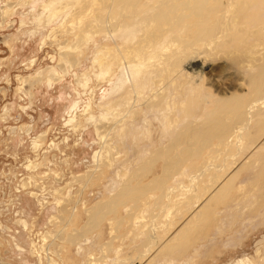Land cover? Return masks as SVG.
<instances>
[{
    "label": "rangeland",
    "instance_id": "1",
    "mask_svg": "<svg viewBox=\"0 0 264 264\" xmlns=\"http://www.w3.org/2000/svg\"><path fill=\"white\" fill-rule=\"evenodd\" d=\"M223 1L217 37L187 67L188 45L131 43L134 27L105 22L100 0H0V264H264V175L252 180L264 107L232 159L215 139L189 168L168 174L158 157L177 160L175 141L225 89L248 98L263 65L264 0L239 13ZM206 163L220 164L217 183L243 167L229 190L207 175L189 198Z\"/></svg>",
    "mask_w": 264,
    "mask_h": 264
},
{
    "label": "bare ground",
    "instance_id": "2",
    "mask_svg": "<svg viewBox=\"0 0 264 264\" xmlns=\"http://www.w3.org/2000/svg\"><path fill=\"white\" fill-rule=\"evenodd\" d=\"M234 1L235 3L230 1L234 4V13L242 12L245 5L249 4L250 2V0ZM223 2V0H100L99 4L104 12L103 20L105 22L112 23L113 21H117V25L120 27L124 28L128 25H132L134 27V33L132 34V38L130 40L131 43L136 42L139 45H144L146 49H151L158 45L163 46L168 42H181L183 47L188 45L187 52L189 55L187 56L185 62L187 67H193L197 64L196 62L199 58V48H197V46L204 40L207 43L210 40H214V38L217 37V32L221 29L222 14L225 15L224 13L228 12L227 9L224 7L222 8ZM102 10H100L98 13L95 9L93 14L95 16V21L102 19L100 17ZM137 32H140L138 37ZM176 33L185 34L186 37H177L175 36ZM122 38L124 37L122 36ZM165 41L168 42L166 43ZM196 44L198 45L195 46ZM262 64L263 65L260 66L261 68L258 71V74L250 76L248 80V86L250 89V95L248 98L246 96L243 98V95L245 94L242 95L241 93L240 95V93L237 94V92L234 95L233 92L230 93L227 91V89H225L221 92V95L214 98L213 106L204 113L203 117L198 121V123H196L194 126H190L188 131L175 141V146L173 145L171 150H173V152L175 150L176 154L179 155L178 158H181L182 160L177 158V160L172 161L170 150L167 151L163 156H158L162 158L164 157V160L166 161L165 170L168 174L172 173V169L176 171L186 159L199 156L201 154L200 152H202L204 148L210 147L214 139L217 141V146L220 145L223 148L221 147V150H212V152L217 151L220 153V151H224L223 155L232 159L233 155L230 153V148L228 147L229 144L232 143V140H235L233 144L236 146V152H240L242 150L243 146L241 145V140L245 136L248 137L251 135L249 134V130L246 132L247 126L252 120L251 118H253L255 112L260 109L258 107H264V88L259 90L260 87L264 85V62ZM175 65H177V63H175ZM236 94L238 96H236ZM235 124L236 126H234ZM261 124L259 123V125ZM256 126L255 129L253 128L254 132L252 133H254V135H251L252 137H255L256 131L258 129ZM233 128L236 130H232ZM252 139L253 142L254 138ZM183 141H189V143L186 144ZM213 157L214 156H212V158ZM169 159L171 160L167 162ZM226 161L227 160L224 161L225 164L229 162V160L227 162ZM224 162L223 165L225 166ZM231 162L232 161H230V163ZM233 163L234 162L231 163V166L230 164L228 166L234 167L235 164L233 165ZM206 164L207 165H205V167L202 166V168L197 171V174L191 175L189 177L190 181L193 182L190 190L186 192L188 197L190 196L189 198L194 196L195 198H198V188L194 185L197 184V181L199 180L198 178L209 175V180L211 181L208 184L209 188L217 181L215 180V176H217L216 174L221 168L219 167L220 164L219 166H217L215 163H213L215 165L212 163ZM182 166L184 167V165ZM241 166L242 164L235 169V172L233 170L234 173L228 178L227 174H224L226 175L227 179L220 180L218 183L216 182L217 184L214 187L212 186L213 188L211 187L210 189H215L219 193L229 190L232 187L234 179L236 178V171L240 169ZM259 167L262 168L261 171L264 170V165L263 167H261V165ZM186 168L189 167L187 166ZM256 173L252 179L254 182L262 179L261 177L264 175V172L263 174L261 172V174L258 173L257 175ZM262 180H264V178ZM164 188L165 189L161 191L159 196V198H161L160 203H164V199L166 202L170 203L173 199V196H171V193H174L172 192L173 188ZM131 191H134V189L126 188L122 191L121 195L127 194ZM108 204L113 205V203ZM153 229L155 230V228ZM149 239L150 243L152 244H158L159 242L156 234L152 233V231L149 235ZM132 262L133 260L130 262V264L134 263Z\"/></svg>",
    "mask_w": 264,
    "mask_h": 264
}]
</instances>
